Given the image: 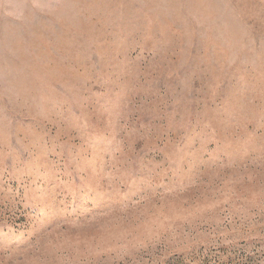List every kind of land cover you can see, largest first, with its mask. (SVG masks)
<instances>
[{
    "label": "rangeland",
    "instance_id": "obj_1",
    "mask_svg": "<svg viewBox=\"0 0 264 264\" xmlns=\"http://www.w3.org/2000/svg\"><path fill=\"white\" fill-rule=\"evenodd\" d=\"M0 264H264V0H0Z\"/></svg>",
    "mask_w": 264,
    "mask_h": 264
}]
</instances>
